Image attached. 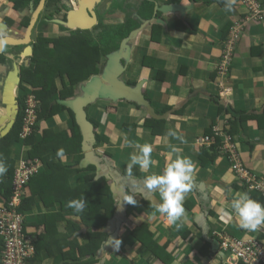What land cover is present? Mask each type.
<instances>
[{
  "label": "crops",
  "instance_id": "obj_1",
  "mask_svg": "<svg viewBox=\"0 0 264 264\" xmlns=\"http://www.w3.org/2000/svg\"><path fill=\"white\" fill-rule=\"evenodd\" d=\"M165 1L158 0L159 3H168ZM7 3V0H0V7ZM180 3L190 6L182 16L175 13H160L158 15L165 22V25L160 24L163 28V36L158 45L150 43V28L145 29L146 27L133 45L131 58L134 51L135 57L131 59L130 63L134 62L136 68L133 67L134 70L132 68L131 76L137 80L147 79L143 85L144 93L150 97L149 101L157 113L161 114V111L167 106H170L168 110L171 112L165 118L166 133L164 135L152 136L138 127L135 131L138 138L135 136L128 138L131 146L128 148L129 156L139 153L138 145L150 144L153 149L151 156L155 164L147 170H142L139 166L133 167L131 175L135 179L133 185L140 190L131 195L137 200V203L127 207L126 216L118 230L111 227L109 222L101 230L108 233V249L116 247L115 244L110 243L115 239L121 241L119 247H122L125 242L131 246L127 251L124 249L125 254H130L129 259L136 258L135 253L132 254L134 245L129 241L131 238L128 235L130 226L124 229L122 223L130 220V224L135 225L143 220L149 226L150 231L154 233V238L166 242L167 249L170 250L173 257L170 264H227L230 255L220 248L219 235L236 238L262 237L264 236V226H261L257 231L245 230L239 226L238 217L231 209V201L239 194L247 193L250 196L251 193L242 188L222 154L214 162L200 165L197 154L201 148L197 146L196 139L203 136L215 121L219 120L221 125L226 119L227 122L223 125L227 126L230 119L226 113L218 114L219 105L231 106L233 113H236L235 115L231 113V119L235 118L239 112L244 116L252 115L250 118L237 122L236 127L234 126L230 130L231 132L235 131L234 129L237 130L233 135L239 143V150L246 167L255 174L264 176V20L249 24L242 32L236 46L227 83L232 87V90L225 97H221L217 85L218 78L216 72H213L223 46L221 39L224 27L237 20L244 12V8L239 0H234L231 11L219 6L217 0H181ZM109 4L110 1L107 6L103 4V9H109ZM118 14L121 16L118 22L123 21L125 13L122 11L116 10L115 14L111 13L110 16ZM177 20H181L186 28H193V32L187 33L183 29H177ZM3 27L5 28H2V33L6 31V26ZM144 51L157 59L154 61L156 67L165 70L166 74L162 82L154 81L150 76V69L142 68L139 65L141 54ZM10 87L13 88V97L16 100L20 93L18 83L14 81L5 90L4 98H1L0 137L4 130L1 129V123L7 108L5 99L10 98ZM179 109L182 111L175 113ZM168 110H164L163 113ZM130 114H137L139 118L145 116L142 109L137 112L135 109H131ZM103 116H105L104 119ZM65 117V112L58 114L55 116L56 123L64 121ZM109 117V114L104 112L101 119L105 124V133L111 141L108 146L111 151L115 152L114 158L107 157V160L112 162L113 167L118 168L120 174L122 172L127 176L128 174L123 169L126 162H130V157H124L121 154V150L126 151L127 144L124 145V142L127 136L125 134L118 136L113 132L114 128L108 121L113 116ZM258 118L260 119L258 120ZM170 131H175L179 138L170 136ZM173 148L176 151H173ZM16 150H18V146L10 155L15 160L25 154L21 149L20 152L15 153ZM177 157H188L195 164L193 187L185 194L184 199V201H190L191 205L190 208H184L185 216H182L175 224H168L165 215L157 211L158 203L162 202L159 192H149L145 187L144 180L151 175H162L166 166ZM77 178V176L71 177L69 182L73 184ZM106 180L108 183L110 182L108 179ZM234 184H238L239 188L235 189ZM123 189L128 190L127 187ZM144 194L147 196L145 197ZM140 197L147 198L154 206L144 208L139 202ZM38 203L41 208L40 212H37V215L32 216L31 219L36 221V232L41 233L45 228L41 218L44 219L46 208L43 202L37 201L36 209H38ZM259 203L264 205V200L261 199ZM129 212H132V216L129 215ZM146 215L147 217H145ZM71 220L79 222L75 219ZM57 224L61 231L74 234L66 221L61 220ZM123 231H126V236L123 235ZM183 231L188 232L187 235L183 236ZM58 233L61 232L58 230ZM55 234L57 233H53L52 237L55 238ZM45 254L44 251L41 260L32 259L27 264H61L64 262L59 255L48 256V253L46 256ZM156 260L154 258L153 263ZM156 262L155 264H163L160 260Z\"/></svg>",
  "mask_w": 264,
  "mask_h": 264
},
{
  "label": "trees",
  "instance_id": "obj_2",
  "mask_svg": "<svg viewBox=\"0 0 264 264\" xmlns=\"http://www.w3.org/2000/svg\"><path fill=\"white\" fill-rule=\"evenodd\" d=\"M10 1L11 4L13 3L15 9L22 10L31 1L32 7H34L39 0ZM50 1L46 0V4H56L59 0ZM156 1L158 0H140L139 4L134 8L124 12L125 17L123 21L115 25L98 26L95 29L96 32H90L87 29H76L70 30L68 34L58 36H51V34L44 32L46 29L45 25L51 22L52 18H55L56 15L53 14L56 12L60 13L61 9L63 12L68 7L65 2L62 3V7L55 5L48 13L44 12L42 14L39 27L41 32L35 37L33 53L29 57V64L23 67L21 74L20 93L18 95L20 106L16 119L9 132L0 137V161L7 166V173L0 176V210H3V208L14 209L16 213L22 216V232L26 238L31 240V244L35 250L33 257L29 259L25 257L24 261L29 262L32 259L41 260L42 254L45 251L46 254L49 253L48 256L59 255L60 259L64 261L61 264L98 263L99 250L103 247L104 240L106 241L108 237V233L102 231L101 228L113 215L115 209L114 200L105 177L94 179L93 165L86 168H76V165L82 158V136L79 126L76 124L74 114L70 109L58 102L52 104V101L57 98L66 99L73 97L80 82L101 71L103 63L99 62H104L106 55L116 50L121 40L139 26L140 20L137 17H131V13L135 11L143 19H150L153 16ZM177 1L181 2V0H166L165 2L172 3ZM257 1L261 6H264V0ZM217 3L219 6L226 8L227 0H217ZM249 12V10L244 11L239 19L233 21L231 24L228 23L224 27V34L221 39L223 46L216 69L213 72H216L219 88L221 85L219 80L222 77L218 67L227 54L225 50L227 42L231 37L232 29L238 21L241 24L240 31L243 32L247 26L244 22V17ZM159 14L158 12L157 16ZM8 21L9 24L13 23L12 20ZM27 22V17L21 20L22 25H26ZM183 24L181 20H177L176 28L183 29L187 33L193 32V28H186ZM57 27L59 31H67L69 29L62 23H57ZM162 36V26L157 23L150 24V43L158 45L162 40ZM237 43L238 40L229 54V62L226 65V75L223 77L227 80L226 84L228 83L230 69L233 65ZM4 59V56L0 54V62L4 61ZM156 60L155 57L148 55L144 51L141 54L139 65L142 68L150 69V76L154 81L162 82L166 72L164 69L156 67L154 63ZM136 81L137 78L129 77L127 83L134 84ZM27 89L35 93L38 108L36 110L37 118L33 132L28 138L22 140L19 137V132L23 117V98ZM144 95L146 98H150L147 93H144ZM99 102H102L104 105L96 103L86 108L87 118L93 124L95 130V147L111 144L109 136L105 133V124L101 121L104 112L109 114V118L111 116H113L112 118L118 117L117 120L111 118L108 121L112 124L115 134H118V136L119 134H125L127 136L124 142V145L127 144L126 149L131 147L128 138L137 136L135 131L138 127L146 129L150 135L156 137H160L166 133L165 119H154L146 116L139 118L137 114H130L131 109H135L136 112L141 109L140 106L133 102L119 101L117 104L103 100ZM101 106L103 107L101 108ZM168 109H170V106H167L164 110ZM217 110L218 114L222 113L224 115L226 113V116L230 119L224 129L225 131H229L234 126L236 127L237 122L252 117V115L244 116L239 112L235 118L231 119L233 111L231 106L228 105L225 107L219 105ZM181 111L179 109L175 113H180ZM64 112L66 113L65 124L58 126L59 124L56 123L55 116ZM233 114L235 115L236 113ZM43 122L46 123V127L41 126ZM213 125L204 132V135L213 134ZM234 130L233 132L230 130V133L234 134L237 131L236 129ZM220 143L221 138L217 137L216 139L211 138V145L209 147L197 145L201 148L197 154L200 165L214 162L222 154L231 168L232 162L229 156L222 153V149L219 147ZM22 144L28 146L26 157L39 158L43 163V168L41 171L30 176L23 187L19 204L12 206L10 202L16 160L10 155L14 151L15 145L18 146V150L15 153L20 152ZM105 151L106 157L109 159L110 157L114 158V151H111V149ZM127 153L128 151L121 150V154L124 157H130L129 153ZM62 158H65V160H62ZM241 162L246 167L242 158ZM128 163L129 161L126 162L123 169L126 174ZM83 172L86 173L82 174V177L78 175V173ZM232 172L242 185V188L246 192L251 193L250 197L253 200H257V202L261 201V199L264 200V196L258 191L248 189L245 179L241 177L239 172L235 170H232ZM249 172L254 173L251 170ZM255 175L264 179V176ZM74 176L78 177L77 181L71 184L69 182L70 178ZM234 188H239V185L234 184ZM81 197H84L87 201L86 207L82 212L77 213L74 209L67 206L68 201ZM37 201L43 202L46 208L44 219L41 218L45 224L44 231L41 233L36 232V221L35 219H31L32 216L37 215V212H40V204L38 203V209L35 207ZM139 202L144 208L154 206L147 198L140 197ZM190 205L191 202L188 200L183 202L184 208H190ZM143 212L145 213V209ZM69 216L71 217L70 219L68 218ZM73 218H77L79 223L71 220ZM61 220L66 221L71 226L74 234H68L59 229L60 226L57 223ZM58 230L61 233H58ZM53 233H57L55 234V238L52 237ZM187 233L183 231L182 235L185 236ZM130 237V240H128L132 243L135 242L134 253H137L136 258L129 259L130 254H125L121 246L118 249L116 247L113 249L107 248L104 251V255H106L105 259H107L105 264H155L159 260L163 264L171 263L173 257L167 251L166 242L154 238V233L150 231L149 226L143 220L131 226ZM3 244L4 240L0 236V261L3 256ZM53 246L55 248H52ZM154 258L157 260L153 263Z\"/></svg>",
  "mask_w": 264,
  "mask_h": 264
},
{
  "label": "water",
  "instance_id": "obj_3",
  "mask_svg": "<svg viewBox=\"0 0 264 264\" xmlns=\"http://www.w3.org/2000/svg\"><path fill=\"white\" fill-rule=\"evenodd\" d=\"M46 0H39L35 12L30 20L29 26L27 27V32L24 38L14 39L13 37L6 36L0 38V45L6 46V44L22 45L27 44L30 41V32L33 24L36 20V15L44 6ZM79 0V8L83 9L87 16L89 15L87 8L89 9L92 18L89 17L87 22L82 19L74 20V16L81 12V10H72V7L66 11V21L60 22L64 24L69 29H88L96 23L95 11L93 7L95 6L96 0ZM153 17L150 19H143L140 15L136 17L140 20V24L137 28L133 29L126 37H124L119 47L108 53L106 55L104 64L101 67L99 74L90 76L87 80L82 81L78 84L76 93L73 97L66 99H56L52 101V104L58 102L64 107L70 109L75 117L76 124L79 126V130L82 136L81 141V151L82 158L76 165V168H86L93 165L95 168V178L99 176L108 179L110 191L115 204V211L113 217L110 221V226L115 230H118L120 223L125 218V206L127 195L125 194L124 187L128 188L129 193H135L140 190L138 187L133 185L135 179L133 176L124 175L122 176L115 167L112 166V162L107 160L104 153H100L96 150V138L95 130L93 124L87 118L86 108L94 104L97 101H110L111 103H117L119 101L133 102L140 106L143 110V114L146 117L154 119H165L171 110L166 111L163 114H159L155 111L150 101L144 95L143 85L147 81L146 78H141L135 84L126 83L125 78L127 71V64L131 62L132 48L135 40L139 34L144 30V28L150 23H157L165 25V22L161 17L157 16V13H175L181 16L186 12L190 6L181 4L180 2L173 3H155ZM86 8V9H85ZM84 13V12H83ZM28 52H31V46ZM15 88V86H14ZM12 91V95H11ZM10 98H6V113L3 116L2 124L3 131L1 136L5 135L12 128L16 115L19 109V104L17 100L13 97V88H9ZM130 224V220L125 221ZM107 239L103 243V247L99 250V261L97 264L104 263V251L107 249Z\"/></svg>",
  "mask_w": 264,
  "mask_h": 264
},
{
  "label": "clouds",
  "instance_id": "obj_4",
  "mask_svg": "<svg viewBox=\"0 0 264 264\" xmlns=\"http://www.w3.org/2000/svg\"><path fill=\"white\" fill-rule=\"evenodd\" d=\"M252 1H254V3H256V5H257V7L255 9L250 8V3H248L247 0H239V3L243 6L244 11H246V10L250 11L244 17V22L247 26L249 24L258 23V22H261L264 20V6H261V4L257 0H252ZM233 3H234V0H227V3L225 5L226 9L231 11L232 7H233ZM61 21L65 22V19L61 20ZM237 23H240V22L237 21ZM3 26H6V25L5 24L2 25V28H5ZM241 34H242V32L240 31L237 40H239ZM3 52H4V46L0 45V53H3ZM128 68L129 67L127 66L126 77H125L126 80H128V78H127V73H129ZM226 81H227L226 79L222 78L219 80V83H224V85L231 87L230 85L225 83ZM19 89H20V87H19ZM28 90L29 89H27L26 92ZM26 92H25V94H26ZM221 92H222V88L220 86L219 95L221 97H225L228 94L227 93L225 95H222ZM34 95H35V93H34ZM24 97H25V95H24ZM35 97H36V95H35ZM24 99L25 98H23V100ZM36 101H37V98H36ZM17 102H18V97H17ZM37 108H38V104H37ZM37 108H36V110H37ZM22 109L24 111V102H23ZM161 114H163V113H161ZM36 118H37V113H36ZM226 122H227V120L224 119L223 123L220 125L219 120H218L213 125V134L212 135H203V136L198 137L196 139V144L199 145V143L197 141L201 138L207 137L210 139L211 138L216 139L217 137H220L221 143H220L219 147H221L223 137H224L223 135H228V136H230L231 140L237 145L240 157L242 158L240 150H239V143L235 140L234 135L232 133H230V131L224 130L226 126L223 124ZM3 125L4 124H2V127H3ZM21 128H22V124H21ZM216 128H217V131L219 132L220 135H215ZM19 134H20V132H19ZM169 135L179 138L175 131H170ZM19 137H20V135H19ZM20 139H22V138L20 137ZM22 140H24V139H22ZM210 145H211V143L208 146H206V145H199V146L200 147H202V146L209 147ZM138 147H139V153L132 154L130 156V162L127 164L126 170H127V174L129 176L132 175V169L134 166H139L140 169L147 170L150 168V166H153L155 164V161L152 159V156H151L152 151H153L152 146L150 144H144L142 146L138 145ZM173 151H176V149L173 148ZM23 152H25V154L19 156L18 159L20 157H23L26 159H31V160L36 159L40 164L39 171H41L43 168L42 161L37 157L27 158L26 157V151L23 150L22 153ZM103 153L105 154V152H103ZM18 159H16V163H17ZM194 171H195V164L190 158H188V157H177V159H175L174 161H172L171 163H169L166 166L164 173L162 175H151V176L146 177L144 180L145 187L149 190V192H156V191L159 192L162 202L158 203L157 210L159 211V213L165 215L168 224H175L184 215L185 209L183 207V202L185 199V194L188 193L189 191H191V189L193 187ZM6 173H7V166L2 161H0V176L5 175ZM94 174H95V168H94ZM94 178H95V176H94ZM98 178H100V176ZM125 194L127 195V199L125 200L127 203H126V206L124 209L125 216H126L127 207H129L130 204L135 205L137 203V200L132 197V195H131L132 193L125 191ZM86 203H87V201L85 200V198L81 197L79 199H73V200L68 201L67 206L74 209L77 213H79V212H82L84 210V208L86 207ZM231 209L236 214V216L238 217L239 226L242 229L249 230V231H257L261 226H264V205L253 200L247 193L239 194L236 198H234L231 201ZM114 211H115V209H114ZM113 214H114V212H113ZM112 217H113V215H112ZM112 217H110L107 220V222L110 221L112 219ZM68 218H71V217L69 216ZM73 219L78 220L77 218H73ZM122 224L124 225V229L127 226H130L128 229V235H130V228L132 225L126 224V222L122 223ZM253 237H255V236H253ZM263 237L264 236H262V238ZM107 239H108V237H107ZM112 241L115 242V246L118 249L121 241L119 239H115V240H111L110 243ZM104 242H105V240H104ZM104 261H105V258H104Z\"/></svg>",
  "mask_w": 264,
  "mask_h": 264
},
{
  "label": "built area",
  "instance_id": "obj_5",
  "mask_svg": "<svg viewBox=\"0 0 264 264\" xmlns=\"http://www.w3.org/2000/svg\"><path fill=\"white\" fill-rule=\"evenodd\" d=\"M250 3V8L255 9L256 3L252 0H247ZM241 24L236 23L232 29L231 37L226 45L227 54L220 63L218 69L223 78L226 75V65L229 62V54L231 53L234 44L238 39ZM222 95L231 92L232 88L221 83ZM24 111L22 118V128L20 137L27 138L32 134L34 125L36 123V108L37 101L34 93L29 89L24 97ZM215 135H220L217 131ZM221 145L222 153L229 156L231 160V169L239 172L241 177L245 179L248 189L258 191L264 196V179L258 177L254 173L249 172L247 167L241 162V157L237 145L231 140L230 136L223 135ZM199 145L208 146L211 143L210 138H201L197 141ZM39 162L34 159H26L20 157L16 163L12 198L10 205H18L22 190L30 176L39 171ZM0 236L4 240L2 247V260L0 264H26L25 257L32 258L34 255V247L31 240L26 238L22 232V216L16 213L14 209L0 210ZM220 248L230 255L227 264H263L264 263V237H249L236 238L228 235H219Z\"/></svg>",
  "mask_w": 264,
  "mask_h": 264
},
{
  "label": "flooded vegetation",
  "instance_id": "obj_6",
  "mask_svg": "<svg viewBox=\"0 0 264 264\" xmlns=\"http://www.w3.org/2000/svg\"><path fill=\"white\" fill-rule=\"evenodd\" d=\"M53 0H51L50 2H52ZM70 2V6H68L63 12L62 9L60 11V13H54L53 15H56L54 19H59L57 21H53L50 22L52 24H56V23H60L61 20L66 18V11L69 9V7H72V10H81V17H78V14H76L74 16V20H79L82 19L84 22H87V20L90 18H92L91 13L89 11V9L85 8L89 15L87 16V14L85 13V11L83 9L79 8V0H59L56 2V4H50L47 5L46 1L44 3L43 8L41 9L40 12L37 13L36 15V20L33 24V27L31 29L30 32V41L27 44H22V45H14V44H6V46H4V52L0 53L4 56V61L0 62V103L2 104L1 98H4L5 95V90L7 89L8 85L11 84L12 82H17L18 85H20L21 82V74H22V70L23 67L29 64V57L32 55L33 53V42L35 41V37L36 35L41 32L40 30V24H41V16L44 12L48 13L50 10H52L55 5L61 6L62 7V3L65 2L67 4V2ZM8 3L10 4H3L1 5V16H0V38L6 37V36H10L13 37L14 39H21L25 37V34L27 32V27L29 26L30 20L35 12V9L38 5L35 4L34 7H32V1L27 4L22 10H17L14 8L13 3L11 4L10 0H7ZM39 2V1H38ZM140 0L138 1L137 4H139ZM158 1H156L157 3ZM84 3L86 4V0L84 1ZM106 3V0H96L95 2V6L93 7L94 11H95V17H96V23L91 26L90 28H88L87 30H89L90 32H96V27L98 26H105L107 24H103L105 21V16L107 14H111L109 9H103V4ZM163 4V3H160ZM156 5V4H155ZM154 5V7H155ZM6 7H13L12 11L8 10L6 11ZM102 7V8H101ZM135 7V6H134ZM132 7V8H134ZM84 12V13H83ZM140 12V11H139ZM136 15H140L137 14L135 11H133L131 13V17H136ZM25 17L28 18V22L26 25H22L21 24V20H23ZM53 19V18H52ZM8 20H12L13 23L9 24ZM66 21V19H65ZM5 24L6 25V31H4V33H2V25ZM48 25V24H47ZM45 25V27L47 26ZM18 26V27H17ZM108 26V25H107ZM44 27V29H45ZM19 28L22 29V31H20L21 33H19ZM70 30H76V29H68L67 31H59L58 32H65L66 34L69 33ZM45 32L47 34H51L52 32H50L49 30L45 29ZM46 34V35H47ZM31 46V52H28V50L30 49L29 47L27 48V46ZM1 129H3V127H1ZM119 173L120 171L118 170V168H115ZM121 175H124V173Z\"/></svg>",
  "mask_w": 264,
  "mask_h": 264
},
{
  "label": "rangeland",
  "instance_id": "obj_7",
  "mask_svg": "<svg viewBox=\"0 0 264 264\" xmlns=\"http://www.w3.org/2000/svg\"><path fill=\"white\" fill-rule=\"evenodd\" d=\"M2 1H4V0H2ZM110 1V4H109V10H110V13H112V14H115V11L117 10V11H122V12H126V11H128V10H130L132 7H134V6H136L137 5V3H138V1L139 0H108V1H106V3L104 4V5H106L107 6V4H108V2ZM8 4H10V3H8ZM67 5L68 6H70V2L68 1L67 2ZM0 9H1V7H0ZM8 10H12V8L10 9V7H8V8H6V11H8ZM114 12V13H113ZM0 16H1V13H0ZM121 18V16L118 14V15H115V16H110V14H107L106 16H105V21H104V23L103 24H107V25H114V24H116L117 22H118V20ZM57 21V20H59V19H52L51 20V22H53V21ZM18 27V26H17ZM148 28H150V25L149 26H146V28L145 29H148ZM46 29L47 30H49L50 32H52L51 33V36H58V35H64V34H66L65 32L63 33V32H58V27H57V23L55 24H52V23H50V22H48V25L46 26ZM20 31H22V29L21 28H19V33H21ZM45 32V31H44ZM120 45V44H119ZM135 57V51L133 52V55H132V58H134ZM131 58V59H132ZM99 63H103L104 64V62L103 61H101V62H99ZM134 63V62H133ZM128 67H129V73H127V78H129V77H133V76H131V73H132V71L134 70V68H136V66L134 67L133 66V64L132 63H129L128 64ZM134 67V68H133ZM132 68H133V70H132ZM132 70V71H131ZM100 73V71L97 73V74H99ZM125 77H126V75H125ZM127 83V82H126ZM96 103H98L99 105H104L102 102H99V101H97ZM103 106H101V108H102ZM142 112H143V110H142ZM105 118V116H103V119ZM118 119V117H116V119L115 120H117ZM59 125L58 126H61V125H64L65 123H64V121L62 120V121H60L59 123H58ZM41 126H43V127H46V123H42V125ZM140 130H142V131H145V132H147V130L146 129H144V128H141ZM135 135V134H134ZM136 138H138V136H136ZM109 145V144H108ZM108 145H102V146H98V147H95L96 148V150L97 151H99L100 153H103V152H105L104 150H106V149H110L109 148V146ZM108 146V147H107ZM15 149H17V146L15 145ZM27 149H28V146L27 145H25V144H22L21 145V150L23 151H27ZM126 151H128V153H129V149L127 148L126 149ZM108 152H110V151H108ZM127 153V154H128ZM84 173H86V172H83V173H78V175H84ZM82 177V176H81ZM82 180V179H81ZM74 184V183H73ZM55 200V199H54ZM158 211V210H157ZM129 215L130 216H132V212H129ZM183 216H185V215H183ZM145 217H147V215L145 216ZM123 235L124 236H126L127 235V233H126V231H123ZM122 237V236H121ZM135 243V242H134ZM134 243H133V245H134ZM115 244V242L114 241H112V245H114ZM115 247V246H114ZM123 249H125L126 251L127 250H129L130 249V245H128V243H125L123 246ZM168 252H170V250H167ZM133 253L132 254H134V249H133V251H132ZM134 256H136L135 254H134ZM133 256V257H134ZM181 256H183V253H181ZM135 258V257H134ZM143 264H145V263H143Z\"/></svg>",
  "mask_w": 264,
  "mask_h": 264
},
{
  "label": "bare ground",
  "instance_id": "obj_8",
  "mask_svg": "<svg viewBox=\"0 0 264 264\" xmlns=\"http://www.w3.org/2000/svg\"><path fill=\"white\" fill-rule=\"evenodd\" d=\"M80 13H81V12L78 13V17H79V18H82L81 15H80Z\"/></svg>",
  "mask_w": 264,
  "mask_h": 264
}]
</instances>
